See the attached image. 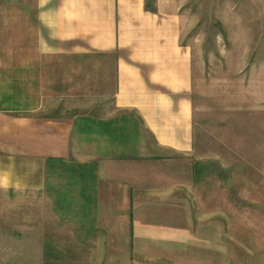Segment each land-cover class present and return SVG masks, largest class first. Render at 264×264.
<instances>
[{
	"label": "crops",
	"instance_id": "crops-1",
	"mask_svg": "<svg viewBox=\"0 0 264 264\" xmlns=\"http://www.w3.org/2000/svg\"><path fill=\"white\" fill-rule=\"evenodd\" d=\"M6 1L33 7L42 56L110 58L115 110L137 115L140 133L126 134L131 121L124 117L46 116L44 96L30 106L6 92V102L0 100V192L40 201L69 191L76 207L70 212L79 215L87 238L128 244L133 238L135 253L170 254L166 260L175 264H198L199 254L215 253V245L182 244L199 236L205 213L199 214L193 159L195 60L181 43L182 16L173 0H157L156 13L145 10V0ZM139 237L165 244L137 245ZM93 244L105 254L127 252L107 249L112 243L102 240Z\"/></svg>",
	"mask_w": 264,
	"mask_h": 264
},
{
	"label": "rangeland",
	"instance_id": "rangeland-1",
	"mask_svg": "<svg viewBox=\"0 0 264 264\" xmlns=\"http://www.w3.org/2000/svg\"><path fill=\"white\" fill-rule=\"evenodd\" d=\"M172 6L182 16L181 43L195 60L193 159L199 214L205 213L199 236L182 244L215 245L198 264H264V0ZM34 18L32 6L0 0V100L11 92L12 100L32 106L44 96L46 116L124 117L131 121L124 132H139L137 115L115 110L113 61L42 56ZM69 203V191L40 201L0 192V264H150L151 257L165 259L153 264H175L166 260L170 254L135 253L133 238H87ZM95 240L127 252L102 253ZM164 241L139 237L136 244Z\"/></svg>",
	"mask_w": 264,
	"mask_h": 264
},
{
	"label": "trees",
	"instance_id": "trees-1",
	"mask_svg": "<svg viewBox=\"0 0 264 264\" xmlns=\"http://www.w3.org/2000/svg\"><path fill=\"white\" fill-rule=\"evenodd\" d=\"M156 3L157 0H145V10L147 12L156 13L157 12ZM195 174L197 175V172H195Z\"/></svg>",
	"mask_w": 264,
	"mask_h": 264
}]
</instances>
